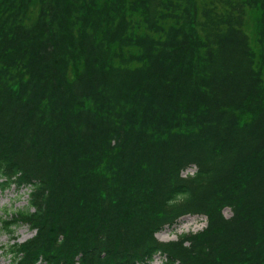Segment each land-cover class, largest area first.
I'll return each mask as SVG.
<instances>
[{
  "label": "trees",
  "instance_id": "16d2710c",
  "mask_svg": "<svg viewBox=\"0 0 264 264\" xmlns=\"http://www.w3.org/2000/svg\"><path fill=\"white\" fill-rule=\"evenodd\" d=\"M11 187L10 264H264V0H0Z\"/></svg>",
  "mask_w": 264,
  "mask_h": 264
},
{
  "label": "rangeland",
  "instance_id": "374dc122",
  "mask_svg": "<svg viewBox=\"0 0 264 264\" xmlns=\"http://www.w3.org/2000/svg\"><path fill=\"white\" fill-rule=\"evenodd\" d=\"M245 31L249 36L250 43L255 51H258V46L254 43V33H253V21L248 16L246 20V25L244 26ZM193 167L188 168L183 171V175L187 173H192ZM27 188L16 189L11 187L5 191L0 192V217H3L5 213H10L14 210L20 209L27 204ZM225 217L229 216L227 210L223 211ZM205 226V221L203 217L197 216H186L178 220V222L172 226L163 229L160 233L156 235L157 239L162 242L175 241L177 237L184 233H195L200 231ZM33 232L30 231L27 226H19L16 228L13 235H8L4 232H0V264H10L11 258L5 254L2 249L7 244L13 243L12 237L18 243H23L27 239L33 236ZM150 264H162V257L155 256Z\"/></svg>",
  "mask_w": 264,
  "mask_h": 264
}]
</instances>
